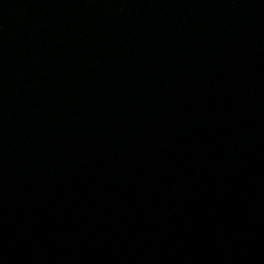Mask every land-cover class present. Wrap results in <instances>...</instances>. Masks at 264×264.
I'll return each instance as SVG.
<instances>
[{
  "label": "water",
  "instance_id": "95a60500",
  "mask_svg": "<svg viewBox=\"0 0 264 264\" xmlns=\"http://www.w3.org/2000/svg\"><path fill=\"white\" fill-rule=\"evenodd\" d=\"M262 0H0V264H140Z\"/></svg>",
  "mask_w": 264,
  "mask_h": 264
}]
</instances>
